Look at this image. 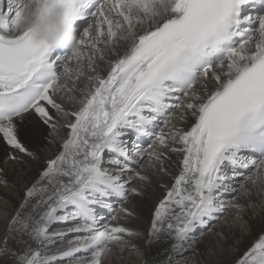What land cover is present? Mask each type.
Returning a JSON list of instances; mask_svg holds the SVG:
<instances>
[{"label":"snow or ice","instance_id":"1","mask_svg":"<svg viewBox=\"0 0 264 264\" xmlns=\"http://www.w3.org/2000/svg\"><path fill=\"white\" fill-rule=\"evenodd\" d=\"M35 2L41 15L60 6L75 39L70 48L35 39L31 29L17 27L28 0H0V141L13 150L10 160L33 157L19 138L20 123L32 113L53 131L64 119L68 131L9 219L5 246L9 235L20 239L15 251L0 253L10 254L13 264H107L113 248L128 245L126 236L141 233L105 223L97 209L117 219L109 198L139 194L125 177L147 179L137 171L145 156L151 167L166 153L181 154L174 182L154 207L149 243L183 242L197 225L218 218L226 206L217 193L230 179L240 178L245 194L246 184L264 186V0ZM198 83L203 92L195 89ZM77 91L81 95L71 98L78 107L58 102L60 94ZM173 98L183 110L179 119L190 115V125L161 132L147 149L135 141L129 146L126 137L150 135L148 126ZM119 211L133 215L125 207ZM54 222L69 224L57 238L73 239L45 255ZM234 264H264V228Z\"/></svg>","mask_w":264,"mask_h":264},{"label":"bare ground","instance_id":"2","mask_svg":"<svg viewBox=\"0 0 264 264\" xmlns=\"http://www.w3.org/2000/svg\"><path fill=\"white\" fill-rule=\"evenodd\" d=\"M6 4V0H5ZM81 33V32H80ZM80 35V34H79ZM79 38V36H78ZM106 53V54H105ZM105 56L107 57L109 54L107 51H105ZM70 67H75L74 62H67ZM97 63H100L99 60H97ZM60 73L63 72V67H60ZM102 75L104 73H101ZM71 81V80H69ZM72 82V81H71ZM86 83V80L84 77H82L79 81H77L78 86L82 87ZM71 86V85H70ZM197 91L203 92V89L200 87V84L198 83L195 85ZM65 94V96H64ZM81 93L79 91L75 93H62L60 96L57 97L58 102H62L66 108H75L78 107L77 101L72 99V96L79 97ZM67 99H65V98ZM184 100L181 99L180 103H183ZM182 109L177 108L174 111L171 112V114L168 116L167 120L170 119V123L160 122L154 131V134L151 136L150 143H153L155 141V136L159 135L161 132L167 134L168 132L175 130V129H182L185 128L186 124L190 125L191 123V116H188L187 121L180 120L179 117L182 113ZM50 113L56 117V111L50 110ZM65 123L64 119H59L58 121V127L55 131L52 129L47 130L48 135L45 138V140L41 139L42 136V129L40 126L43 124V122L40 120L38 116L35 115V113H32L29 116H26L24 121L20 123V132H27L31 131V134L29 137H32V140L36 143V146L34 149H30V151L33 152V157H21L20 160H16L12 163L6 162V164L0 166V181L2 176H6L8 181V178H13V175L10 174L11 172H19V175L17 176L18 180H20V186H24V194L25 189L27 187H31L33 184H36L37 181L40 179V172L42 170V160L46 162L48 158H54L55 155L61 150V143L64 138H66V134L68 129L64 128L63 125ZM127 139V137H126ZM29 140V139H28ZM169 144L172 145L173 141L168 140ZM2 146V154L1 157L3 158L6 154H11L12 149L0 141ZM144 146V145H142ZM157 150H160L157 146ZM150 151V150H149ZM181 159L180 153H166V155L162 158V161L160 164H154L151 167H145V165L148 164L147 156L144 157L141 167V175H144L147 177L145 180H140L137 178V180L140 182L139 184H134V186H130L131 188H136L139 192L138 195L131 194L128 196V201L130 202V205L124 203H118L116 201V197H110L109 202L113 204V207H115V211H117V222H110L112 224H119V225H126L130 227L133 231L141 233V239H139V242L136 241L135 237H125L126 240L129 241L128 245L125 246L123 250H120L118 248H113L112 254L107 259V264H120L122 261L123 264L126 260L128 264H169L170 260H172V254L170 251L172 250L171 245L173 243H178L181 247L175 253L177 256L173 259L176 260L177 264H186L185 261H188V259L195 257L196 261L198 263H204L206 264H234V261L247 249V247L250 246V244L253 242L256 234L260 231V229L264 228V186L257 185L253 186L252 184H246L245 187L247 188V193L245 194L242 189H240L239 184L242 182L240 178L230 179L226 181L227 190L224 188L220 189V191L217 193L220 195L221 199L225 206L231 204V203H238L241 205V207L238 209V211L233 212V216L237 217L238 212L239 217L236 219L239 222V226L243 228L244 230H248V232H240V229L237 226H233L230 224V222L225 223L220 221L217 224L211 225V223L214 222V219L208 220V223L206 225H197L193 231L197 235H191L189 233L186 241L182 244V242L175 241L173 239H160L158 241H147V231L150 228L151 223V217L152 213L154 211L155 205L159 202L160 199L163 198V195L165 194L167 187L170 186L174 182V176L175 174H178V161ZM108 167L109 165H105ZM154 166V168H153ZM163 167L165 170L160 171V168ZM34 169H37V172L35 173ZM144 170V171H143ZM228 171H231L230 169ZM230 177L232 173L228 174ZM16 178V179H17ZM125 179L129 180L130 177L126 176ZM8 186V184H7ZM13 191H16L13 189ZM235 194L233 198L227 199L231 195ZM221 193V194H220ZM11 194V192L9 193ZM9 194H6L3 192V195L8 196ZM21 198V201L19 204L22 203L24 199ZM235 197V198H234ZM128 204V203H127ZM121 207L127 208L129 211L133 213L131 216H126L122 214L119 209ZM1 209H4V207H1ZM99 209V208H98ZM97 209V210H98ZM237 209V208H235ZM6 210V209H5ZM105 211V210H104ZM115 211L112 213V215L115 213ZM107 212L99 213V215L104 219V222L106 223V220H108L103 215ZM13 214H11L9 217L5 218L6 222H9L10 217ZM116 214H114L115 216ZM217 215V214H216ZM229 215V214H228ZM232 216V215H231ZM218 217V216H217ZM216 219V218H215ZM225 219V218H221ZM115 220V221H116ZM67 224V223H65ZM206 228H213L217 232H219L220 240L223 241L222 245L225 247V251H222L216 255H211V258H208L205 260L208 253L205 251H208L209 254L211 251L214 250V245L212 244L213 241L209 240L206 242L207 235L209 232H207ZM2 229V226H1ZM0 229V230H1ZM206 229V230H205ZM243 231V230H242ZM53 237L52 241L49 242L46 245V251L47 247L54 246L56 249V243H58L59 238L55 236V234H49ZM218 236V235H217ZM198 237V238H196ZM219 237H215L219 240ZM196 238V240H195ZM20 239L18 235L9 236V245L11 246V250L15 251L17 248V240ZM216 244V243H215ZM179 246V247H180ZM68 247L67 245H64L60 250H63ZM59 248V247H58ZM59 250V251H60ZM132 250L142 251L141 254V260L138 261V258L135 256L134 258H126V260H122V258L117 259L118 256L126 255L129 256V254H135ZM193 250H198V253L193 255L192 257L189 254ZM123 251V252H122ZM46 253V252H45ZM57 252H51L49 251L48 254L45 255H52L56 254ZM120 254V255H119ZM174 255V254H173ZM1 258V256H0ZM169 258H171L169 260ZM137 260V263H136ZM209 260V261H208ZM3 261V260H2ZM4 264H13V258L9 254L4 258ZM85 264V260L77 259V262H73V264ZM196 263V262H195ZM63 264H68L63 263Z\"/></svg>","mask_w":264,"mask_h":264},{"label":"rangeland","instance_id":"3","mask_svg":"<svg viewBox=\"0 0 264 264\" xmlns=\"http://www.w3.org/2000/svg\"><path fill=\"white\" fill-rule=\"evenodd\" d=\"M84 27H86L87 25L85 24V25H83ZM82 30H83V28L81 27L80 29H78V31H77V38H78V36H79V34H80V32L82 33ZM106 54V53H105ZM61 69V68H60ZM60 71V70H59ZM71 81H68V84H69V86L71 85ZM195 89H197L196 87H195ZM66 94H68V93H66ZM64 96H65V94H64ZM65 98V97H64ZM65 99H67V98H65ZM183 99V98H182ZM175 109H177L176 107L174 108V110ZM50 110H54V109H50ZM40 128L42 129V136H41V139L42 140H45V138L47 137V135H48V132H47V130H50V128L47 126V125H45L44 123L40 126ZM30 134H31V131L29 130V131H27V132H20L19 131V138L21 139V141L28 147V148H30V149H34V147L36 146V143L32 140V137H29L30 136ZM29 139V140H28ZM170 140H171V138H170ZM130 144H131V142H129ZM148 143H150V142H148ZM147 143V144H148ZM151 144V143H150ZM147 146L148 145H146L145 147V149H147ZM2 152H3V150H2V146H1V143H0V166H2V165H4V164H6V162H9V163H12V162H14L13 160H10V159H8V156H9V154H6L3 158L1 157V154H2ZM45 162L42 160V164H44ZM153 168H154V166H153ZM34 171H35V173L37 172V169H34ZM137 171H139L140 173H141V171H142V167L140 166L138 169H137ZM144 171V170H143ZM10 174H12L13 175V178L11 179V177H9L8 178V181H6L7 180V177L6 176H2L1 177V180H3V179H5V180H3V181H0V206L1 207H4V209H1L0 208V229H1V226H2V229L0 230V249H3V248H5V247H7V248H11V246L9 245V243L10 242H8V244H7V246H5V244H4V242H3V237L5 236V234L7 233V231H8V222H6V220H5V218H7V217H9L11 214H14L15 213V211H16V209L18 208V206L20 205L19 203H20V201H21V198L23 197V194H24V186L23 185H21L20 186V180H18V178H17V176L19 175V172H16V171H14V172H11ZM130 177V181H131V183H130V186H134V184H139L140 182L137 180V178H136V176H135V174H133V175H131V176H129ZM17 178V179H16ZM7 184H8V186H7ZM131 187V188H132ZM13 189L14 190H16V191H13ZM3 192H5L6 194H9L10 192H11V194H9L8 196L6 195V197H5V195H3ZM131 195V192H129V196ZM218 195V198H219V200L221 199V197H220V195L219 194H217ZM235 194H233L232 195V192H231V195L229 196V197H227V199H229V198H233V196H234ZM235 198V197H234ZM121 204L122 203H124V205L126 204V207H127V205H130V206H132L131 204H130V202L128 201V199L126 200V201H122V202H120ZM128 203V204H127ZM115 207L116 206H114L113 208H114V211H115ZM6 209V210H5ZM238 211V209H235V208H233V207H230V206H226V210L223 212V213H218L217 214V216H218V218H216V219H214V222L213 223H211V225H213V224H217V223H219L220 221H222V222H224V224L225 223H228V222H230V224H232L233 226H237L238 228L240 227L239 226V222L237 221L238 219V217H239V214L241 213H239L238 212V214H237V217L236 216H233L234 214H233V212L234 211ZM97 211H99V213H102V212H106V210L104 211V209H98ZM113 211V212H114ZM112 212V213H113ZM117 211H115V213L114 214H116L115 216L116 217H118L117 216ZM113 214V215H114ZM229 214V215H228ZM232 215V216H231ZM104 216V215H103ZM104 217H106L107 218V216H104ZM103 218V217H102ZM221 218H225V219H222L221 220ZM108 220H106V223H109V222H117V220L115 221V220H111V217L109 216L108 218H107ZM237 219V220H236ZM208 223V222H207ZM69 226V224L67 223V224H65V223H61V222H54L53 224H51L50 225V227H49V234H56V233H58V232H61V231H64V230H66L67 229V227ZM241 228V227H240ZM239 228V229H240ZM207 229V230H206ZM205 230L207 231V232H209V234L207 235V239H206V242H208L209 240H211V241H213V245H214V250L213 251H211V253L209 254V252L208 251H205L206 253H208V255L206 256V258H205V260L207 259V257L208 258H211V255H216V254H218V253H220V252H222V251H225V247H224V245H222V243H223V241H221L220 239V237H219V232H217L215 229H213V228H206ZM243 230V231H242ZM248 232V230H244L243 228H241L240 229V232ZM191 235H197L196 233H195V231H192V234ZM218 235V236H217ZM10 236V235H9ZM133 237H135L136 238V241L137 242H139V239H141L142 237H141V235H138V236H133ZM141 237V238H140ZM215 237H219V240H217L216 239V241H215ZM196 238H198V237H196ZM196 238H195V240H196ZM73 239V234H69L65 239H63V240H61V239H59L58 240V243H56L55 245H56V247H57V249L54 247V246H52V247H47L48 249H47V251H46V253L45 254H48V252L49 251H51V252H58L62 247H64V245H67L68 243H69V241L70 240H72ZM186 240H184L183 242H182V244L185 242ZM197 241V240H196ZM216 243V244H215ZM59 247V248H58ZM179 248H181L182 249V247L180 246V247H178L177 248V250L179 249ZM177 250H175V251H177ZM135 254H129V256H126V255H121V256H118V258L117 259H119V261H120V259L122 258V260L124 259V260H126V258L128 259V258H134L135 256L138 258V261H140L141 260V254H140V252H143V250L142 251H137V250H132ZM175 251H173V250H171L170 251V253L172 254V260H170V263L169 264H177L176 263V260L174 261L173 259L177 256V254L175 253ZM123 252V251H122ZM198 253V250H193L192 252H190L189 254H191L190 256L192 257L193 255H195V254H197ZM174 254V255H173ZM120 255V254H119ZM0 256H1V258H0V264H4V258L7 256V255H5V254H2V253H0ZM3 260V261H2ZM127 261L129 262V260H126L125 261V263L124 264H128L127 263ZM209 261V260H208ZM74 262H77V260L76 261H74ZM196 262V263H195ZM63 263H67V261H64ZM136 263H137V260H136ZM185 263L186 264H206V263H204V261L202 262V263H198L197 261H196V259H195V257H192V258H190V259H188V261H185ZM76 264V263H75ZM110 264H111V262H110ZM120 264H123V262L121 261L120 262ZM130 264H131V262H130Z\"/></svg>","mask_w":264,"mask_h":264},{"label":"clouds","instance_id":"4","mask_svg":"<svg viewBox=\"0 0 264 264\" xmlns=\"http://www.w3.org/2000/svg\"><path fill=\"white\" fill-rule=\"evenodd\" d=\"M18 29H31L35 39L47 40L57 48H70L75 39L74 25L64 23L60 6L51 8L48 13L37 11L35 0H28L24 13L17 21Z\"/></svg>","mask_w":264,"mask_h":264}]
</instances>
